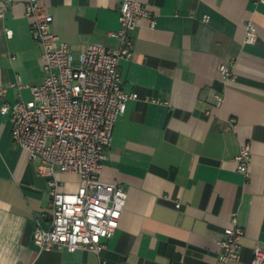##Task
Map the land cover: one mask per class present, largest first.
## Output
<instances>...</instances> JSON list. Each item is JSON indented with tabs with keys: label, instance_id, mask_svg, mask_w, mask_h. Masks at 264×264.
I'll list each match as a JSON object with an SVG mask.
<instances>
[{
	"label": "crops",
	"instance_id": "0c3cea01",
	"mask_svg": "<svg viewBox=\"0 0 264 264\" xmlns=\"http://www.w3.org/2000/svg\"><path fill=\"white\" fill-rule=\"evenodd\" d=\"M122 1L45 3L53 32L78 55L91 43H118L110 32L121 26ZM27 2L15 0L0 15V85H8L10 102L31 99L30 86L45 79ZM143 3L152 14L131 32L134 54L120 62L125 90L141 99L130 100L117 121L101 175L121 183L128 199L101 256L106 264H217L219 241L237 216L242 256L227 264H253L255 248H264V1ZM249 21L256 43L246 42ZM223 64L234 78L221 72ZM3 103L0 97V264H99L91 250L35 243L39 223L48 228L53 220L51 185L15 143ZM245 143L253 152L248 176L236 159ZM59 177L66 190L83 183L77 174Z\"/></svg>",
	"mask_w": 264,
	"mask_h": 264
},
{
	"label": "built area",
	"instance_id": "2783aa9c",
	"mask_svg": "<svg viewBox=\"0 0 264 264\" xmlns=\"http://www.w3.org/2000/svg\"><path fill=\"white\" fill-rule=\"evenodd\" d=\"M45 1L28 0L26 6L33 36L43 46L45 79L30 86L31 99L21 96L15 102L6 99L8 85H0V97L4 99L1 113L12 119L15 143L38 163L39 175L50 181L53 220L48 228L39 223L35 243L48 250H91L99 255V264H106L101 256L107 246L105 240L113 237L120 226L128 192L121 183L102 179L103 161L128 102L141 99L138 92L125 90L120 62L133 56L135 43L131 32L142 17L152 12L143 0H123L121 26L110 32L118 43H91L77 55L53 32L54 16ZM14 2L3 0L2 17ZM155 23L153 20V26ZM7 33L12 36L13 30L7 28ZM258 37L257 26L249 21L246 42L256 43ZM221 72L228 78L235 77L225 64ZM218 99L222 102L223 97L218 95ZM144 100L163 102L150 96ZM236 159L238 169L250 175V143L242 146ZM59 173L77 174L83 183L76 190H66ZM225 232L226 237L219 241L221 253L217 264L241 260L245 230L238 225L237 216ZM254 252L252 263L264 264V248L256 247Z\"/></svg>",
	"mask_w": 264,
	"mask_h": 264
},
{
	"label": "rangeland",
	"instance_id": "374dc122",
	"mask_svg": "<svg viewBox=\"0 0 264 264\" xmlns=\"http://www.w3.org/2000/svg\"><path fill=\"white\" fill-rule=\"evenodd\" d=\"M72 184H76V182L75 181H72ZM69 189L75 190V188H69Z\"/></svg>",
	"mask_w": 264,
	"mask_h": 264
}]
</instances>
